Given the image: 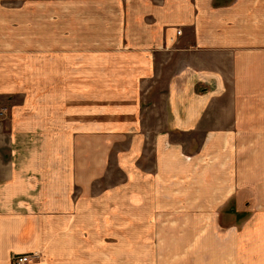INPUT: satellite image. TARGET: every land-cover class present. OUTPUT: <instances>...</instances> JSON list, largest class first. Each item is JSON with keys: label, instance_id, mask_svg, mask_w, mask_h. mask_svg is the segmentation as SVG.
<instances>
[{"label": "crops", "instance_id": "crops-1", "mask_svg": "<svg viewBox=\"0 0 264 264\" xmlns=\"http://www.w3.org/2000/svg\"><path fill=\"white\" fill-rule=\"evenodd\" d=\"M126 33L128 124L109 113L71 148L20 145L36 131L15 126L14 98L30 87L6 73V48L21 51L0 35V264H117L123 217L141 218L129 248L145 260L164 234L264 243V0H128Z\"/></svg>", "mask_w": 264, "mask_h": 264}, {"label": "rangeland", "instance_id": "rangeland-1", "mask_svg": "<svg viewBox=\"0 0 264 264\" xmlns=\"http://www.w3.org/2000/svg\"><path fill=\"white\" fill-rule=\"evenodd\" d=\"M126 32L128 0H0V35L15 36L13 43L21 51L13 56L12 48H6L5 71L18 68L22 87H30L14 98L22 106L15 126L36 131L31 138H20V145L71 148L77 134L95 131L98 122L101 129L107 127L109 113L118 124H128ZM11 101L12 96L6 97L5 105ZM185 139L194 140L196 147L202 141ZM120 221L117 264H153L154 258L164 264H264V243L250 249L234 243L230 248V241L223 249L215 243L219 248L192 250L183 249L188 239L179 240L178 234H164L166 247L156 250V257L150 245L145 260L140 250L129 248L131 231L142 224L141 218L129 225L124 217ZM221 222L234 224L228 218Z\"/></svg>", "mask_w": 264, "mask_h": 264}, {"label": "built area", "instance_id": "built-area-1", "mask_svg": "<svg viewBox=\"0 0 264 264\" xmlns=\"http://www.w3.org/2000/svg\"><path fill=\"white\" fill-rule=\"evenodd\" d=\"M181 31H178L180 33ZM38 257L37 253L34 254H15L12 258V264H33L34 258Z\"/></svg>", "mask_w": 264, "mask_h": 264}]
</instances>
